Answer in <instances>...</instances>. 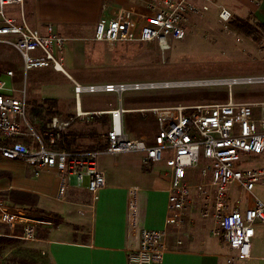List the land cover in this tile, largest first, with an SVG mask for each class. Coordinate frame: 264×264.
<instances>
[{"label": "built area", "instance_id": "built-area-1", "mask_svg": "<svg viewBox=\"0 0 264 264\" xmlns=\"http://www.w3.org/2000/svg\"><path fill=\"white\" fill-rule=\"evenodd\" d=\"M133 7H117L110 16H102L95 25L94 38L99 42L158 43L162 48L170 40L184 38L192 27L217 11L225 32H231L234 13L221 0H130ZM26 0H0V39L13 46L22 56L25 76L31 70L51 68L71 78L65 68L67 38L58 33L53 23L33 26L25 14ZM104 3L103 9L109 8ZM15 7L19 15L6 13ZM214 7V8H213ZM13 70L0 76V155L9 160L21 159L39 173L56 169L60 176L57 197L66 194L69 176L78 184L87 177V189L93 199L106 185L105 173L99 167V153L143 154V163L164 162L170 179L168 225L181 226L190 206L199 200V212L212 218V233L233 250L228 263L247 262L253 258V238L264 225V201L254 195L256 184L264 183V166H249L253 161L247 153L264 155V102L227 101L154 107L156 133L152 139L130 137L125 131L122 96L128 90L179 87L181 81L105 82L83 85L77 83L75 93H116L117 106L109 110L111 126L104 147L98 152L80 155L69 153L62 145L74 122L72 117L36 119L30 109L26 92L14 88ZM218 83H264V75L216 79ZM231 81V82H229ZM32 103V102H31ZM34 104V102H33ZM81 115L80 112L77 113ZM36 121L42 124L37 128ZM30 136L32 143L22 137ZM11 140V143L4 141ZM3 141V142H2ZM198 169L201 179L192 181L190 171ZM235 192H239L238 196ZM250 198L241 208V193ZM140 188L128 191L127 226L130 245L128 264H161L168 248V229H148L139 224ZM53 213L32 212L26 207L0 196V237H16L36 241L42 226L53 227ZM3 227L21 228V233L4 231ZM181 243V240L178 241ZM264 259V254L262 256Z\"/></svg>", "mask_w": 264, "mask_h": 264}, {"label": "crops", "instance_id": "crops-1", "mask_svg": "<svg viewBox=\"0 0 264 264\" xmlns=\"http://www.w3.org/2000/svg\"><path fill=\"white\" fill-rule=\"evenodd\" d=\"M221 1L234 16L260 24L259 28L264 30V0ZM106 2L110 6L104 10ZM134 5L130 0H26L25 13L33 26L53 23L55 30L67 38V48L73 52V58L79 59L80 51L86 50L88 42L93 40L95 25L102 16H110L117 7ZM76 47L80 50L78 53ZM83 68H87L85 60L83 64L71 65L68 71L75 74V70ZM58 75L43 79L65 78ZM38 80L33 78L32 84ZM54 93H45L42 98L58 99V109L64 115L48 117L74 119L62 146L75 155L100 151L111 126L109 110L118 103L111 102L117 99L116 93L103 92L104 100L98 105L83 98L85 92L75 93V98ZM68 99L73 100V107H65ZM262 99L258 102H264V97ZM35 124L38 129L43 126L39 121ZM21 140L32 143L30 136ZM97 161L106 179L99 197L93 199L87 189V177H84L86 182L78 184L75 176H69L66 194L59 199L60 176L56 169H42L37 173L21 159L9 160L0 155V196L14 202L10 197L13 195L14 204L34 213H53L57 217L53 227H40L38 239L29 244L41 261L49 264H128V191L138 186L140 226L168 229V248L161 264H230L228 255L233 250L212 233L213 219L200 215L199 200L188 208L181 226L167 224L170 179L165 174L168 168L164 162L144 164L143 154L139 152L99 153ZM17 228L21 233V228ZM252 253L249 261L257 258L264 261V252L256 256L253 247Z\"/></svg>", "mask_w": 264, "mask_h": 264}, {"label": "rangeland", "instance_id": "rangeland-1", "mask_svg": "<svg viewBox=\"0 0 264 264\" xmlns=\"http://www.w3.org/2000/svg\"><path fill=\"white\" fill-rule=\"evenodd\" d=\"M212 11L213 13L198 23L197 27H192L184 38L170 40L166 49L156 42L108 44L93 38L83 52L78 47L75 48L77 53L80 51V57L77 59V57L73 58V52L67 48L64 66L75 82L69 78L68 80L67 75L64 79H43L50 75H61L49 68L29 71L24 81L21 54L13 46L0 39V76L10 69L14 71L13 86L16 92H26L32 113L34 100H41L46 95L45 93L55 94L54 91H56L61 96L75 98L76 81L88 85L105 83V81H209L264 75V30L249 20L253 28L251 34L246 35L235 29H232L230 33L225 32L218 21L217 11L215 9ZM6 13L19 15L15 7H7ZM84 60L87 68L77 69L74 71L75 74L68 71L71 65L83 64ZM33 78L40 80L33 85ZM202 81L179 87L125 91L121 99L124 107L128 108V112L125 113V131L132 138L152 139L156 133L155 117L151 110L154 107L219 102L231 98L239 102L258 101L263 100L264 97L262 83H206ZM82 96L92 101L94 105L104 100L103 92H85ZM72 101L68 99L65 107H73ZM111 102L113 104L118 102V97ZM247 156L253 160L249 166H264V155L247 153ZM190 175L193 176L195 182L201 179L197 168L193 173L190 171ZM253 193L264 201V183L256 184ZM238 194L239 192H235V195L238 196ZM240 195L241 208L245 209L251 197H248L245 192ZM3 230L20 233L19 228L3 227ZM221 240L225 243L223 239ZM30 242L22 239L5 244L0 242V264H10L8 259L13 254L19 257H31ZM253 247L256 256L263 254L264 225L257 228L253 238ZM233 264H264V261L257 258L249 262L235 261Z\"/></svg>", "mask_w": 264, "mask_h": 264}, {"label": "trees", "instance_id": "trees-1", "mask_svg": "<svg viewBox=\"0 0 264 264\" xmlns=\"http://www.w3.org/2000/svg\"><path fill=\"white\" fill-rule=\"evenodd\" d=\"M249 23L250 21L247 18H240V17L234 16V18L232 19L230 23V26L232 29H235L238 32H241L247 35V34H251L253 31V28L251 27ZM62 114L63 113L58 109V99L42 98L41 100H34V106L32 108V115L34 117L43 118V117H48V116H53V115H62ZM4 143H11V140L4 141ZM10 197L15 202V197L13 195ZM18 239L19 238H16V237H0V242L3 244L12 243V242H16ZM29 249H30L31 257H28V256L19 257L13 254L11 257H9L8 262H10V264H49L47 262L41 261L38 258V256H36V253L32 248H29Z\"/></svg>", "mask_w": 264, "mask_h": 264}, {"label": "bare ground", "instance_id": "bare-ground-1", "mask_svg": "<svg viewBox=\"0 0 264 264\" xmlns=\"http://www.w3.org/2000/svg\"><path fill=\"white\" fill-rule=\"evenodd\" d=\"M202 82L213 83V82H219V81H217V80H209V81H202ZM229 82H231V81H229ZM199 83H201V82H199ZM182 84L183 85H186V84L193 85V84H197V82L196 81H190V82H183Z\"/></svg>", "mask_w": 264, "mask_h": 264}]
</instances>
